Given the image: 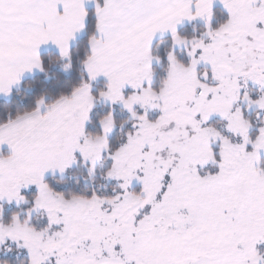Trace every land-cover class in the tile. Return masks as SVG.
Returning <instances> with one entry per match:
<instances>
[{
    "label": "snow or ice",
    "instance_id": "6c2138e0",
    "mask_svg": "<svg viewBox=\"0 0 264 264\" xmlns=\"http://www.w3.org/2000/svg\"><path fill=\"white\" fill-rule=\"evenodd\" d=\"M0 264H264V0H0Z\"/></svg>",
    "mask_w": 264,
    "mask_h": 264
}]
</instances>
